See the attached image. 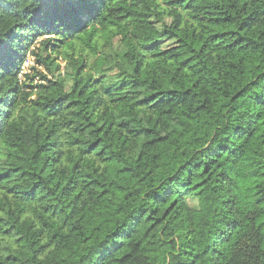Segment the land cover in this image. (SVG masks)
I'll list each match as a JSON object with an SVG mask.
<instances>
[{"label":"trees","instance_id":"obj_1","mask_svg":"<svg viewBox=\"0 0 264 264\" xmlns=\"http://www.w3.org/2000/svg\"><path fill=\"white\" fill-rule=\"evenodd\" d=\"M0 47V264H264V0H0Z\"/></svg>","mask_w":264,"mask_h":264},{"label":"rangeland","instance_id":"obj_2","mask_svg":"<svg viewBox=\"0 0 264 264\" xmlns=\"http://www.w3.org/2000/svg\"><path fill=\"white\" fill-rule=\"evenodd\" d=\"M37 46V45H36ZM115 50H120L117 46H115ZM32 65V58L30 56H27L26 61L23 64V71L24 73H29V67Z\"/></svg>","mask_w":264,"mask_h":264},{"label":"snow or ice","instance_id":"obj_3","mask_svg":"<svg viewBox=\"0 0 264 264\" xmlns=\"http://www.w3.org/2000/svg\"><path fill=\"white\" fill-rule=\"evenodd\" d=\"M2 49H3V48H2V47H0V52H2ZM0 66H2V65H0Z\"/></svg>","mask_w":264,"mask_h":264},{"label":"built area","instance_id":"obj_4","mask_svg":"<svg viewBox=\"0 0 264 264\" xmlns=\"http://www.w3.org/2000/svg\"><path fill=\"white\" fill-rule=\"evenodd\" d=\"M23 70V69H22Z\"/></svg>","mask_w":264,"mask_h":264}]
</instances>
